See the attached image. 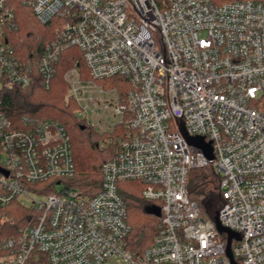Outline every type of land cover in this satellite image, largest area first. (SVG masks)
<instances>
[{
    "label": "built area",
    "instance_id": "2783aa9c",
    "mask_svg": "<svg viewBox=\"0 0 264 264\" xmlns=\"http://www.w3.org/2000/svg\"><path fill=\"white\" fill-rule=\"evenodd\" d=\"M42 25L57 19L37 73L47 90L61 54L82 53L64 74L65 104L116 147L92 197L67 184L76 175L73 145L54 118L13 122L0 102V207L26 200L34 223L0 243V264H232L228 237L190 198L194 169L220 177L221 224L238 233L232 254L264 264V2L252 0H24ZM2 26L14 18L0 0ZM120 79L113 89L101 81ZM30 64L0 40V87L27 88ZM91 117V122L89 118ZM211 144L207 158L195 139ZM58 181L53 193L47 185ZM141 182L158 203L152 245L139 257L118 193ZM58 186L62 189L58 191ZM239 264V263H237Z\"/></svg>",
    "mask_w": 264,
    "mask_h": 264
},
{
    "label": "trees",
    "instance_id": "16d2710c",
    "mask_svg": "<svg viewBox=\"0 0 264 264\" xmlns=\"http://www.w3.org/2000/svg\"><path fill=\"white\" fill-rule=\"evenodd\" d=\"M252 1L264 2V0ZM5 3L6 7L12 10L14 18L11 24H6L4 27L0 12V40L7 42L15 50L21 62L30 64L34 72V80L24 89L6 90L0 87L1 111L15 123L24 116L58 120L70 136L73 145L76 175L67 180V184L80 190L85 196L92 197L101 189L102 166L114 157L117 149L110 147L101 150L100 141L106 136L99 135L88 127L85 121L75 116L74 103L65 105L67 90L64 81L65 72L79 61L83 77L89 79L82 53L76 48H71L61 54L58 73L50 89L47 90L37 73V65L43 56L45 46L55 37L57 19L39 28L33 10L24 0H5ZM119 80L114 79L116 82ZM104 82L106 81L99 83ZM220 183V177L210 167L194 169L190 172L188 192L190 198L199 205L204 218H212L220 210L222 205ZM57 184L58 181H51L46 187L49 188L47 192L53 193ZM143 189L144 185L141 182H124L118 185V193L126 204L128 223L132 229L128 238V247L136 258L152 245L159 220V217L153 213V209H160L159 204L145 200L142 195ZM35 218L36 213L32 209H26L17 201L5 208L0 207V243L17 238L19 231L34 223ZM6 253L0 251V256ZM236 261L241 264L239 260ZM32 264H48V262L46 257L41 255L39 261Z\"/></svg>",
    "mask_w": 264,
    "mask_h": 264
},
{
    "label": "water",
    "instance_id": "95a60500",
    "mask_svg": "<svg viewBox=\"0 0 264 264\" xmlns=\"http://www.w3.org/2000/svg\"><path fill=\"white\" fill-rule=\"evenodd\" d=\"M192 143L194 145L202 148L203 151L205 152L207 158L210 159V160H213L214 155H213V150H212L211 144L204 143V140L201 139V138L193 140ZM0 172H3V171L0 170ZM153 213H155L158 217L161 216V211L158 208L153 209ZM213 220H214V223L216 225V228H217L218 232L220 234H226L227 235V237H228L227 255H228V257H229V259H230L232 264H237L235 262V260H234L231 247H232L233 240H240L241 239L240 235L238 233H235V232L231 231L230 229L224 227L221 224V222L219 220V212H217L215 214V217H214Z\"/></svg>",
    "mask_w": 264,
    "mask_h": 264
},
{
    "label": "rangeland",
    "instance_id": "374dc122",
    "mask_svg": "<svg viewBox=\"0 0 264 264\" xmlns=\"http://www.w3.org/2000/svg\"><path fill=\"white\" fill-rule=\"evenodd\" d=\"M36 24H37V27H39V28L43 26V25H42L40 22H38V21H36ZM0 33H1V31H0ZM0 39H1V38H0ZM99 85L105 86L107 89H113L115 85H118V81H117V82H116V81H108V82H104V83H102V84L99 83ZM65 95H66V92H65ZM64 102H65V98H64ZM74 104H75V103H74ZM65 105H66V104H65ZM75 105H76V104H75ZM78 109H79V108H78V106L76 105L75 116H76L79 120L85 121V115H84V116L80 115ZM89 120H90V122H91V117L89 118ZM85 122H86V124H87L88 127L92 128V129H93L95 132H97L99 135H102V134L100 133L99 126L91 127V123H87V121H85ZM104 140H105V139L101 140V141H100V144L103 143ZM100 144H99V145H100ZM61 189H62V186H58V191H60ZM18 203H20V204H21L23 207H25L26 209H32V207H31L28 203H26V200H24V199L19 200ZM204 217H205V216H204ZM214 217H215V215H214ZM214 217H212V218H210V219H214ZM5 220H6V219H5ZM156 229H157V227H156Z\"/></svg>",
    "mask_w": 264,
    "mask_h": 264
}]
</instances>
